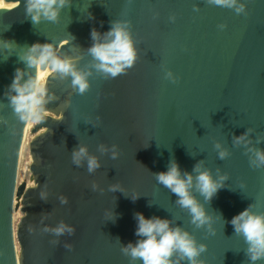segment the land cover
<instances>
[{
    "label": "water",
    "instance_id": "95a60500",
    "mask_svg": "<svg viewBox=\"0 0 264 264\" xmlns=\"http://www.w3.org/2000/svg\"><path fill=\"white\" fill-rule=\"evenodd\" d=\"M70 2L56 23L33 25L22 0H0V39L53 42L64 54L80 56L82 68L91 63V29L103 33L111 21H128L137 59L115 78L94 72L84 94L70 77H49L57 99L45 120L31 126L4 96L14 70L25 65L15 55L0 62V264H130L120 247L137 239V212L172 219L192 233L207 245L200 257L205 264H251L243 237L228 221L250 204L264 213V167H250L252 154L233 145L234 135L251 129L252 146L264 149V0H238L245 6L240 14L209 0ZM167 70L175 83L165 78ZM216 143L229 152L224 160ZM101 144L116 145L119 157L98 150ZM80 145L99 159L96 171L72 163ZM173 158L189 172L203 161L213 176L218 169L227 173L226 187L204 205L215 235L192 225L175 194L155 180ZM113 184L128 196L109 191ZM132 193L140 194L134 202ZM60 221L75 234L42 231Z\"/></svg>",
    "mask_w": 264,
    "mask_h": 264
},
{
    "label": "clouds",
    "instance_id": "9594fccd",
    "mask_svg": "<svg viewBox=\"0 0 264 264\" xmlns=\"http://www.w3.org/2000/svg\"><path fill=\"white\" fill-rule=\"evenodd\" d=\"M216 6L233 9L237 14L243 13L245 6L238 0H209ZM24 15L30 18L33 25L41 21L56 23L63 9L71 5L70 0H22ZM89 19H94L87 12ZM10 27V26H8ZM7 27V28H8ZM223 27V26H221ZM7 28L5 30H7ZM91 45L86 52L91 57V63L84 67H78L80 56L64 54L53 42H35L31 45H19L12 39H0V62L7 61L15 55L18 61L25 65L24 68H16L11 83L7 86L4 96L9 106L20 121L27 122L29 126L45 120L49 113L48 105L57 99L47 86L48 78L61 81L71 78L72 88L79 94H84L90 87L89 77L93 73H99L105 78H115L124 74L131 68L137 59V50L133 40L130 22L114 20L110 22V28L105 32L93 27L90 31ZM69 40H64L67 45ZM165 78L175 83L176 77L167 70ZM57 121L63 116H57ZM99 120V117L96 118ZM251 129H246L240 135L233 136V145H239L251 153L250 167H264V149L252 146L250 139ZM260 141L257 140V143ZM219 159L224 160L229 156L227 149L220 143L214 145ZM101 152H109L113 160L119 157L116 145L111 148L101 144L98 146ZM72 163L77 167L86 164L89 173L101 167L99 159L91 155L86 145H80L72 150ZM213 176L211 170L204 167L203 161H198L192 171L182 170L178 162L170 159L166 170L154 173L158 184L175 194L176 205L187 211L190 223L197 229L203 228L209 234L215 235L213 228V215L205 208V203L210 202L219 190L225 188L228 180L227 173ZM38 187V185H37ZM243 188V183L241 184ZM97 185L93 184V190ZM111 192L126 194V190L120 184L109 186ZM203 197V203L196 194ZM140 194L132 193L130 199L134 202ZM41 199L45 196L41 195ZM62 204L67 203L66 197H59ZM151 206V202H149ZM253 204L231 218L230 223L234 233L242 236L247 247L246 255L251 264L264 260V213H257ZM223 219L221 214H217ZM112 212L110 220H115ZM136 221L134 242L121 245V253L128 257L130 264H205L200 259L201 254L207 250V245L199 243L189 231L181 225L174 224L172 219L159 216L145 217L143 213L134 214ZM42 231L56 237L73 236L75 228L63 221L55 226L44 225ZM117 241H119L117 239ZM58 244L59 240L52 241ZM71 250V245L64 244Z\"/></svg>",
    "mask_w": 264,
    "mask_h": 264
},
{
    "label": "rangeland",
    "instance_id": "374dc122",
    "mask_svg": "<svg viewBox=\"0 0 264 264\" xmlns=\"http://www.w3.org/2000/svg\"><path fill=\"white\" fill-rule=\"evenodd\" d=\"M14 241H17V240H16V238H15V239H13V242H14Z\"/></svg>",
    "mask_w": 264,
    "mask_h": 264
}]
</instances>
